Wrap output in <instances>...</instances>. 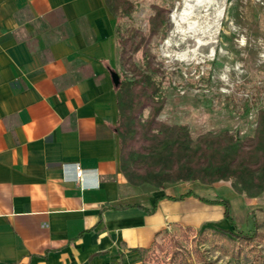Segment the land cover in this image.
I'll return each mask as SVG.
<instances>
[{
	"label": "crops",
	"instance_id": "0c3cea01",
	"mask_svg": "<svg viewBox=\"0 0 264 264\" xmlns=\"http://www.w3.org/2000/svg\"><path fill=\"white\" fill-rule=\"evenodd\" d=\"M118 21L106 0H0V264H127L172 224L229 225L194 197L146 212L161 195H198L197 181L141 204L122 173ZM64 163L94 170L97 186L64 179Z\"/></svg>",
	"mask_w": 264,
	"mask_h": 264
},
{
	"label": "rangeland",
	"instance_id": "374dc122",
	"mask_svg": "<svg viewBox=\"0 0 264 264\" xmlns=\"http://www.w3.org/2000/svg\"><path fill=\"white\" fill-rule=\"evenodd\" d=\"M123 1L127 10L121 2H113L119 32L135 28L144 33L147 45L133 61L137 72L149 73L159 86L155 104L143 108L141 118L148 119L160 107L158 120L188 128L190 147L202 139L208 144L226 132L239 142L256 136L264 111V0ZM120 77L135 76L121 68ZM163 148L154 155L165 154ZM147 163L150 173L172 169L166 159ZM186 182L191 181L167 182L162 188L176 196L183 185H190ZM199 183L191 185L198 196L229 203L237 229L247 232L256 222L264 230V194L253 200L234 193L229 182ZM137 186L145 193L139 195V203L150 204L149 199L157 196L152 184ZM188 191L181 194L183 198L198 199L185 195ZM212 220L197 228L172 224L157 234L142 255L129 256L127 264H184L187 260L200 264L199 258L205 264H242L195 240L206 227L232 230L221 224L222 219ZM253 244L264 254V242Z\"/></svg>",
	"mask_w": 264,
	"mask_h": 264
},
{
	"label": "trees",
	"instance_id": "16d2710c",
	"mask_svg": "<svg viewBox=\"0 0 264 264\" xmlns=\"http://www.w3.org/2000/svg\"><path fill=\"white\" fill-rule=\"evenodd\" d=\"M106 2L109 5L121 2L124 10H127V1ZM142 34L135 28L126 29L125 33L119 32V64L122 70L135 76L131 79L120 78V83L115 87L118 111L115 132L119 139V165L127 181L132 185L152 184L155 188H161L167 182L199 181L213 184L224 181L229 182L237 194L258 196L264 191V111L256 136L239 142L226 132L215 140H209L208 144L202 139L195 147L189 146L190 137L185 125H172L157 119L160 107L143 120L142 109L155 104L154 96L159 86L149 73L137 72L133 61L135 54L147 45L145 35ZM160 146H164L162 150H165V154L155 156L154 152ZM165 159L171 162V170L161 169L150 173L147 161L154 163ZM185 195H193L208 204L221 205L224 218L232 226V230L203 228L195 235L197 242L209 243L215 250L231 259L242 261V264H264V254L256 250L253 244L264 242V230L257 223H254L253 229L243 232L233 222L229 203L225 199H206L190 190ZM164 197L179 200L183 195H161L150 208H145L146 212H153L158 199ZM134 250L142 255L145 248ZM198 261L205 264L200 258ZM188 262L184 261V264H190Z\"/></svg>",
	"mask_w": 264,
	"mask_h": 264
},
{
	"label": "built area",
	"instance_id": "2783aa9c",
	"mask_svg": "<svg viewBox=\"0 0 264 264\" xmlns=\"http://www.w3.org/2000/svg\"><path fill=\"white\" fill-rule=\"evenodd\" d=\"M62 170L64 179L75 180L82 189H90L97 186L94 170L83 169L78 163H64Z\"/></svg>",
	"mask_w": 264,
	"mask_h": 264
},
{
	"label": "water",
	"instance_id": "95a60500",
	"mask_svg": "<svg viewBox=\"0 0 264 264\" xmlns=\"http://www.w3.org/2000/svg\"><path fill=\"white\" fill-rule=\"evenodd\" d=\"M111 79L115 87L120 83L119 75L116 72H111Z\"/></svg>",
	"mask_w": 264,
	"mask_h": 264
}]
</instances>
